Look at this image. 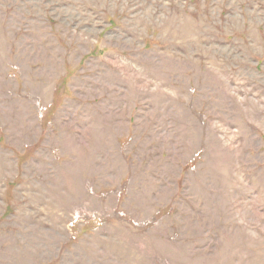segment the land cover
<instances>
[{
  "label": "rangeland",
  "instance_id": "obj_1",
  "mask_svg": "<svg viewBox=\"0 0 264 264\" xmlns=\"http://www.w3.org/2000/svg\"><path fill=\"white\" fill-rule=\"evenodd\" d=\"M0 264H264V0H0Z\"/></svg>",
  "mask_w": 264,
  "mask_h": 264
},
{
  "label": "flooded vegetation",
  "instance_id": "obj_2",
  "mask_svg": "<svg viewBox=\"0 0 264 264\" xmlns=\"http://www.w3.org/2000/svg\"><path fill=\"white\" fill-rule=\"evenodd\" d=\"M69 226L72 227L73 225H77L79 222H84V225L91 226V228H95L100 224H95L96 221L100 220L99 216L95 215H85L84 213H74L70 216Z\"/></svg>",
  "mask_w": 264,
  "mask_h": 264
}]
</instances>
